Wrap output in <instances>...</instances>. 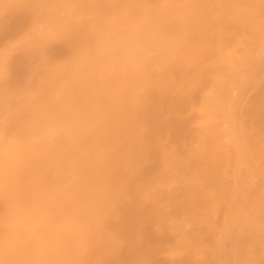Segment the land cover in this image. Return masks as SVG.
I'll use <instances>...</instances> for the list:
<instances>
[{
	"label": "bare ground",
	"instance_id": "1",
	"mask_svg": "<svg viewBox=\"0 0 264 264\" xmlns=\"http://www.w3.org/2000/svg\"><path fill=\"white\" fill-rule=\"evenodd\" d=\"M264 264L262 0H0V264Z\"/></svg>",
	"mask_w": 264,
	"mask_h": 264
},
{
	"label": "snow or ice",
	"instance_id": "2",
	"mask_svg": "<svg viewBox=\"0 0 264 264\" xmlns=\"http://www.w3.org/2000/svg\"><path fill=\"white\" fill-rule=\"evenodd\" d=\"M262 3H264V0H262ZM241 264H245V262H241Z\"/></svg>",
	"mask_w": 264,
	"mask_h": 264
}]
</instances>
